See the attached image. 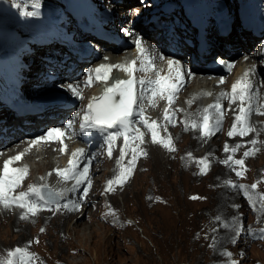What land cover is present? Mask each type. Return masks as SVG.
Instances as JSON below:
<instances>
[{
  "label": "rangeland",
  "instance_id": "374dc122",
  "mask_svg": "<svg viewBox=\"0 0 264 264\" xmlns=\"http://www.w3.org/2000/svg\"><path fill=\"white\" fill-rule=\"evenodd\" d=\"M64 1L66 0H0V48L5 50L0 53V91L7 92L4 85L11 83L15 91L18 89L21 92L25 88L22 93L29 103L32 101L41 103L38 101L58 93L65 94V91L55 86L52 80L41 79L48 72H67L73 78L86 75L85 80H88L89 74L84 73L85 67L82 63L83 60L88 59L80 58L72 50L74 46L84 45L86 49L98 52V49L92 48L90 38L98 41L99 36L87 28L84 32L78 33L75 29H70L71 24L64 19L53 22L50 14H47L51 12L47 9L48 6L60 5L62 2L61 6L68 12L70 8ZM86 1L96 4L100 0ZM130 1L129 4L124 5V3H116L115 0H101L105 3L104 7L108 12L115 13L113 16L107 14L106 17L113 20L115 16L119 20L116 21L117 25L111 22L104 25L101 22L102 27L114 30L119 29L123 23L130 26L128 22H131L135 14H129L127 9L141 3L140 0ZM232 1L214 0L212 8L215 10L222 3H227V14L231 19ZM68 3L70 4V1ZM231 11L235 12L233 9ZM144 16L149 17L150 13ZM36 18L49 21L56 28L49 24H45L48 28L33 25L31 22ZM101 20L104 22L106 19L101 18ZM90 23L91 28L94 29L93 23ZM15 29L19 31L18 34L14 32ZM72 29L73 35L70 33ZM14 35H22L31 43V50L24 49L29 58L22 55V48L16 49L12 41L16 39ZM36 35H40L42 39L49 35L50 42L40 44ZM236 35L238 32L233 29L226 40H219L217 37V44L216 41L214 42L216 46L214 52H218L222 47L230 48V41L239 39L238 51L235 52L233 63L243 54L240 46L249 41L253 47L257 42H251L244 34ZM72 36L75 37L74 41ZM110 36H107V40H110ZM41 45L47 47L39 48ZM24 46L28 47L27 44ZM252 47L249 49L250 52L255 51ZM15 50L27 65L25 66L27 72H31L26 73L23 65L12 67L8 64L7 57L15 55ZM207 56L208 54L195 63L198 65L208 63ZM61 58H66L67 61L61 62ZM256 73H258L257 64H255L253 80L259 76V73ZM227 75L228 78L232 73ZM261 79L264 80L263 75ZM22 80H27V83H23ZM262 83L264 84V81ZM188 89L185 86L183 91ZM223 94L228 95V90L223 91ZM81 102L82 100H79L74 105ZM0 104L1 108H6L1 99ZM227 106L229 109L223 112L220 121L210 132L209 130L207 132L206 140L210 138V143L201 141L204 132L200 137L196 136L195 140L193 128L198 122L184 121L182 117L185 116V112L181 113V119H175L167 130L171 143V157L155 161L154 151L144 150L142 159L144 162L139 165L134 163L131 166L132 173H129V181L123 192L120 191L119 194L116 190L108 189L100 191V188L96 202L84 205V208L68 221L61 223L58 221L59 225L54 223L56 221L53 218L55 219L56 216L50 217L47 222L36 217L30 221L24 220L26 227L22 229L14 228L7 220L3 221L1 225L5 226L6 234L0 237V240L6 245L4 250L7 252L0 260V264H264V238L259 241L248 240V231L251 227L264 225V197L261 196L264 193V130L253 126L249 133L236 138L235 140L238 141L231 142L229 150H242V154L229 155L230 152L225 147L228 134H225L224 125L220 126V124L225 117V123L228 125L234 121L237 114L235 105L227 102ZM192 107L194 106L190 103L187 109L191 110ZM1 108L0 118L7 119ZM252 114L256 120H264V93L256 99V109ZM10 116L12 121H16L17 129H24L20 123L35 124L34 120L23 119L26 116L17 118L12 112ZM196 116L192 113L187 119H196ZM201 122L197 127L203 126V121ZM211 127L212 124H209L208 128ZM0 130L6 131L1 120ZM145 139L147 140L146 137ZM208 145L211 149L210 154L206 153ZM200 147L203 149L193 152V148ZM165 152L168 153L167 150ZM191 152H193L191 155L185 157L186 161L190 162L187 163L183 157ZM234 153L239 154L240 151ZM237 158L244 161V165L240 166L245 170L244 175H237L234 172L233 160ZM106 159L111 161V157H104L98 163L104 164ZM112 160H116L113 155ZM124 161L120 163L121 167L123 163L133 162L127 163V159ZM112 166L113 162L108 166L102 165V170L98 173L104 175L110 172ZM106 177L104 175V183ZM20 178L21 181H26L27 175L23 173ZM251 185L253 189L250 188ZM25 189L30 190L31 193V184H26ZM112 193L116 202L110 201ZM79 195H82V191ZM67 202L65 200L61 205L50 210H60ZM13 206L18 208L17 204ZM116 211L121 221L117 218ZM128 218H132L133 221ZM89 224H92L91 227L84 228ZM18 235L27 236L28 238L24 239L27 241L19 239ZM24 249L32 251L22 258L20 255Z\"/></svg>",
  "mask_w": 264,
  "mask_h": 264
},
{
  "label": "bare ground",
  "instance_id": "6f19581e",
  "mask_svg": "<svg viewBox=\"0 0 264 264\" xmlns=\"http://www.w3.org/2000/svg\"><path fill=\"white\" fill-rule=\"evenodd\" d=\"M88 2L86 0H73L72 2L70 1V5L73 9L82 14L86 11H91L92 7ZM200 9H202V5L200 6ZM63 14L64 16H68V14L65 12ZM96 16L97 20L100 22L99 28L106 29L112 33V41L109 40L105 42V40H103L102 42L104 47H100L101 44L92 43V48H98L99 51L96 53L91 49L87 51L89 53L91 51L92 53L88 58H85L88 60H84L82 63L85 66V68H83L84 73L89 74L88 80L91 79V76L96 71L98 64H102L108 69L107 71L109 73L106 75V78L101 83V85L105 87L108 82L116 81L120 72L119 65L122 61V57L127 52L133 55H144L145 58H151L150 63H142V66L145 69L140 73L141 79L151 78L153 76L154 70H160L161 68L162 71L160 74L166 72L170 78L181 77L182 79V86L180 88L182 93L177 95V92L180 90L179 89L172 99H168V97H166L167 100H165V103L168 102L167 104L169 106L167 109H162L163 114L166 115V118L163 122H160V118L156 117L148 122L144 121L145 113L146 115H149L148 112L140 113L137 111V115H135L136 119H139L142 124L145 125L142 126L141 132L148 133L149 143L148 146H144V150H153L155 153V161L158 159L162 160L164 157H168L170 155V151L166 153L165 151L167 149L163 146V144L155 142L150 135L152 133L154 135L158 134L157 130H159V125H162L163 128L167 129L168 125L171 124L176 117L180 118V114L185 112L184 103L187 104L190 101L194 102L197 106L196 110L193 112V114L197 115L196 119L203 121V126L195 128V134L197 137H200L201 133L204 132L201 141L204 143L208 141V143H210V138L206 140V135L209 130L208 125L212 124L213 127L220 121L223 112H225L223 111V104L225 103V94H223V91L228 90V95H231L233 86L236 84L247 85L249 89L248 94L250 95V99L240 102V104L237 106L235 103H232L235 105L236 114L240 116L243 113L245 119L248 118L249 123L253 124L254 127L264 128V120H256L255 117H250V112L253 110L251 99L260 86V81L258 79L259 76L257 79L253 80L257 59L255 53L247 55L248 49L250 47L249 41H247L245 45L240 46L242 47L241 51L243 56H241L239 61L234 64L233 58L235 57V52L238 51L239 39L230 41V48L222 47L218 51L219 54H217V58L220 57L221 60L226 61L227 65L232 64V75L227 78L228 82L222 84L221 82L225 81V75L210 73L214 72L212 69H210V67H205L204 65L197 66L195 64L186 66V68L190 67L193 70V73L191 74L186 72L185 66L181 67L176 59L166 57L161 61H156L154 47L151 45V42L147 39V37L142 35V32H139V28L130 27L129 25L126 26L124 23L119 29L115 28L114 30H110L107 27H102V23L104 25L110 22L115 23L118 19L114 16L115 18L113 22L110 19L103 22L99 15ZM42 20L44 21V19ZM50 26L56 28L53 24H50ZM71 28L72 27H70V29ZM73 29L70 32L72 35L74 32ZM14 32L17 34L19 33L17 29H15ZM14 36L16 39L12 38L13 40H11L16 45V49L22 48V55L27 56L24 49H31V43L24 39L22 35ZM47 37L48 36L44 38ZM73 38L75 39L74 36H72V40ZM117 41L124 43L126 49L123 51H118L121 50V46L120 44H117ZM215 41L217 44V37L212 34L210 47L212 48V52H214L216 49V46L214 45ZM47 43V41H40V44ZM26 44L28 45L27 48L24 46ZM180 46L181 49L184 48L183 40L180 42ZM46 47V45H41L39 48L44 49ZM11 52H13V50H11ZM69 55L72 56V54ZM60 61H67V59L61 58ZM7 62L12 67H21L23 65L25 68V66H27L23 62L22 57L19 54L17 55V51L15 55H8ZM45 63L48 64V61ZM74 65L79 67V65L76 63H74ZM44 70H46V68ZM25 72L28 73L31 71L27 72L25 68ZM85 77L86 75L80 79H75L67 72H48V74L43 75L41 78L43 81L52 80L55 86H58L61 90L65 91V94H63V102L59 103L57 101L59 99H54L42 103L47 105H34L35 111L33 114L28 115L23 119L30 121L34 120L35 124L20 123L21 127L24 128L23 130L15 128L16 121H12V116H10L11 112L6 108H1L0 104L1 110L4 111L5 115L7 116V119L0 118L3 123V128H6L5 132L0 130V225L3 223V221L7 220V222H11L14 228L22 229L26 227L25 223L23 222L24 220L30 221L33 218L38 217L43 219L44 222H47V220L52 216H56L55 219L53 218V220L56 221L54 223H58V221L61 223L63 221H68L74 216V214L76 215L78 212H80L84 208V205L87 206L90 202H93V204L96 202V198L99 195V190L100 188L102 189V184L100 182L104 175H100V173H98L102 170V164L94 163L95 160H93L91 157L90 149L87 148L83 143L75 142L72 138L68 137L66 126L67 119L74 110V103L78 102L82 98L83 100L85 99L87 101L93 94L96 93L97 87L100 84V82H96L92 85H83V83L86 81ZM22 82L27 83V80H22ZM4 86L11 92L13 98L19 103H29L26 96H24L22 93L25 88L19 92L18 89L15 91L10 83ZM185 86L189 89L183 91ZM260 89L264 93V87H260ZM67 104H69V107H66ZM226 109H229V106H227ZM238 137L239 136L231 137L228 134L225 147L228 148V145L235 141V139ZM145 140L146 139H143L144 143H146ZM124 149L125 148L121 147L120 142L116 145V151L112 154L114 157H116V160H112L113 166H115V168L118 165L121 167L120 163L125 162L124 160L126 159L128 160L127 163L133 161V155L131 153L127 158L124 157L122 153ZM206 153H211L209 145L207 146ZM209 159H211V157H209ZM24 172L28 174L26 181H20L16 189L12 190L8 194L5 193V187H11L15 181L18 182L20 175ZM125 172L128 171L126 170ZM107 175L109 176V182L116 177V174L113 173V171H110V173ZM37 177H39L38 181H45L48 179L46 181H51L55 186L58 187L64 196L63 200L65 199L68 201L65 208L60 211H55L53 209L55 212L50 210L45 211L40 206H36L31 200V203L25 200V185L27 183H33ZM81 190H83V194L80 196L78 193ZM4 197H8V201H5L3 199ZM114 197L115 196L111 197L112 202H116ZM14 203H17V210H15L12 206ZM73 225H75V222ZM91 225L92 224L86 225L84 228L91 227ZM4 228L5 226L1 225L0 237L6 234ZM74 229H76V226H74ZM24 236L25 235H18V238L21 240L28 238L27 236ZM5 246L6 245L0 240V260L5 257L7 252V250H4ZM22 258L24 257L22 256Z\"/></svg>",
  "mask_w": 264,
  "mask_h": 264
}]
</instances>
